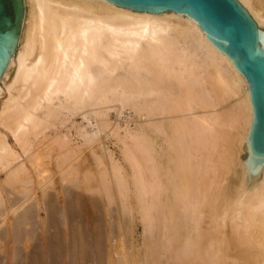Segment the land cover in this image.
Listing matches in <instances>:
<instances>
[{"label":"bare ground","instance_id":"obj_1","mask_svg":"<svg viewBox=\"0 0 264 264\" xmlns=\"http://www.w3.org/2000/svg\"><path fill=\"white\" fill-rule=\"evenodd\" d=\"M24 1L27 7L25 34L19 46V53L10 56L8 68L9 74L12 65H16L12 84H18L19 88L15 92L16 95H8L9 98L2 105L1 126L7 128L14 137L20 133L21 137L23 136L22 133L26 130L25 124L29 125L31 130L29 132L35 133L39 120L37 121L32 115V111H41L42 109H38L40 102L46 101L50 104L55 94L63 95L64 101L70 104L69 108L71 104L78 106L79 109L85 108L89 105L92 87L102 85L103 73L115 74L114 71L121 69L118 68L124 60H128L130 70L136 73L142 72L141 74L146 75L151 82L161 79L163 75L172 76L171 79H176L178 87L182 89V94L175 98L165 97L158 92L155 85L141 86L135 78V73L130 77L122 75L119 76L120 78L117 77L114 80L115 85L109 90L116 95L118 92L117 100L121 104L142 96H156L159 98L158 101L153 103L149 111L143 115L133 104L129 109L143 117H159L166 111V115L170 116L168 119L171 118L174 141L173 145L169 141H166V144L175 153L174 159L170 160L173 201L167 206V211L165 209L166 217L162 219L164 222L159 223L160 220H157V225L163 224L164 229L161 232L163 238L166 236L165 227L168 225L171 227L170 232L172 230L173 237L170 236L173 239L171 238L168 249L174 255L173 261L176 260V264H225L226 261V264H264V171L261 172L259 183L249 187L247 171L244 168L246 147L249 145L253 124V109L248 83L231 59L217 49L196 22L182 13L166 10L153 14L115 9L109 8V2L92 3V0ZM236 1L254 21L257 31L264 32V0ZM106 36L105 44L102 39ZM166 36H171L176 42H190L189 55L194 60L192 66L179 71L169 69V63L176 60L174 58L177 57L178 49L167 47L170 42ZM142 40L146 41L145 52H142L140 47ZM186 49L184 51H187ZM181 55L183 57V54ZM197 57L201 59L200 63L196 61ZM94 64L101 67L97 73L92 70ZM200 67L204 70L202 73L205 72L206 78L200 75L201 71L198 70ZM8 74L1 75L2 83ZM206 84L210 86L209 90ZM96 94L99 98L102 93L97 91ZM24 102L30 110H21V103ZM194 105L199 109V114L192 116H194L195 143L197 151L202 153L201 158L197 157L192 147L189 138L190 128L184 116L194 108ZM120 108L122 110V107ZM45 124L48 126L49 123ZM154 129L157 133L163 132L159 121L155 122ZM58 139L52 138L51 141L52 144H59L53 173L61 182L58 192L60 195L54 192L56 191L52 182L54 174L52 175V170L50 171L48 166V158L52 151L47 145L49 142L45 144L44 149H39L40 146L38 149L35 148L26 163L23 162L11 170L0 185V217L4 219L8 216L3 210V204H8L10 213L13 214L8 230L0 229V264H12L13 259L17 263L22 257L20 244L25 237L32 238L39 226H44L45 230V226L49 229L53 228L54 232L49 231L43 246L33 250L29 255L26 254L22 261L27 258L32 260L31 264H36L37 255L41 254V258L44 259L43 257L51 258L54 253L51 248L56 235H59L57 232L59 222L62 221V226L65 225L67 210L63 206L68 204V198L73 197L72 187L79 189V186L83 185L80 184L81 181L79 182V175L84 163L81 154L75 156L69 144L66 141L59 142ZM5 140L0 136V164L4 170L8 164L6 155L7 152L9 153L7 148L9 146ZM25 140L29 139L27 140L26 137ZM121 142V145L125 143ZM28 145L31 146V142ZM150 145V150L154 151L156 142L151 140ZM19 148L22 149L23 146ZM239 153H242V156H238ZM127 159L133 166L132 195L139 204L143 205L146 193L150 195L148 189L150 183L147 184L142 179V172L139 173L140 167L138 169L136 164L137 160L129 157ZM100 176L96 188L91 184L86 185L87 183L82 188L92 192L93 195L99 194V198L101 192L97 190L101 188L105 192L107 205L112 202L116 204L115 195L119 196V200L124 195L123 179L119 176V171L114 169L107 171L103 168ZM31 183L40 191L42 206L40 209L33 198L34 192L28 189ZM2 193L7 197L3 198ZM55 194L63 197L61 206L57 205L59 200ZM122 199L120 200L122 208L124 212L129 213L130 208L126 209V202H122ZM40 210L44 212L45 218L38 221L36 218ZM157 210L156 218H158ZM115 212L117 209L113 210V213ZM141 214L143 215V212ZM117 216L119 217V214ZM117 218L111 215L110 224L114 225V220ZM152 221L149 220L146 224L148 232H151L153 227ZM192 222L195 224L194 233L192 232L194 228H191ZM201 224H205L206 227L202 228ZM41 233L43 234V231ZM9 240L12 242V260L7 253ZM151 243L146 240L144 246L146 264H160L158 249L152 251L154 247H151ZM46 244L50 249L46 250ZM128 263L122 258L119 261L116 259L113 264Z\"/></svg>","mask_w":264,"mask_h":264},{"label":"rangeland","instance_id":"obj_2","mask_svg":"<svg viewBox=\"0 0 264 264\" xmlns=\"http://www.w3.org/2000/svg\"><path fill=\"white\" fill-rule=\"evenodd\" d=\"M166 38L170 42V45H168L167 47L178 49L177 57L174 58V60L175 59L176 60L175 61L172 60L171 61L172 63L171 62L169 63V69L179 71V70H183L182 68H188L192 66L194 60L189 55V50L191 48L190 42H184V41L176 42L174 39H172L171 36L170 37L166 36ZM106 40H107V36L102 39V41L105 44H106ZM144 42L146 43L145 40L144 41L142 40L140 43L142 52H145L147 50V45ZM185 49L188 51V53L187 51H184ZM181 54H183L185 60ZM188 55L190 56L189 58L187 57ZM196 61L200 63L201 59L199 60V57H197ZM128 65H129L128 60H124L122 61V65L118 68L121 69L120 70L116 69L114 71L115 74L109 75L108 73H103L104 76L103 75L101 76L102 85L99 87L96 86L92 87L88 100L90 106L89 105L86 106L85 107L86 109L85 108L79 109V107L74 106V104H71V108H69L70 104H67L64 101V97L61 94L53 95L52 102H49L50 104H47L48 102L46 101L40 102L38 109H42V110L41 111L37 110L38 112L32 111V115H34L37 121L39 120L38 121L39 126L35 131V133L29 132L31 131L30 127L28 124H25L26 130L24 129L25 130L23 132L24 134L22 133L23 136L21 137V133H20L14 137L7 128H5L3 125L1 126L0 124V136L3 137L4 140L6 139L5 142L7 146L10 147V148L7 147L9 149V153L7 152L6 155V160L8 161L6 169L5 170L2 169V165L0 164V179H1L0 185L4 182V180H6L5 177L7 178V175L11 170L16 168L17 166H20V164H22L23 162L26 163L28 156H30V153L35 151V148L38 149V147L40 146L39 149H44L46 148L45 144L49 142L47 145H49L52 148L53 152L51 151V156L48 158L49 161L48 166L50 168V171L52 170L51 171L52 175L54 174L52 176V182L54 184L53 186L55 187L56 190L54 192L55 193L57 192V195H60L58 194V192L60 191L61 182L60 180H58L59 179L58 176L55 173H53L56 167L55 165L56 162L54 161L55 158L57 157L56 152L58 150L56 151V149H59V144L57 143L52 144L51 141L52 138L54 139L59 138L58 139L59 142L66 141L69 144L68 146L73 149L75 156H79L81 154L80 156L84 157L83 170L79 175L80 178L79 182L81 181L80 184L83 183V185L81 184L79 186L80 187L79 189L72 187L73 197L68 198V204L66 203L63 206L65 210H67L64 221L65 225L62 226L63 222L62 221L59 222L60 226L57 231L59 232L58 233L59 235H56V239L54 240V244L51 248V250H53L54 253L52 254L51 258L43 257L44 259L41 258L42 257L40 256L41 254L37 255V263L35 262L36 264H113L114 262H116V259L119 261L122 258L123 259L125 258L126 261L129 262L128 264H146V256H145L146 250L144 247L146 240L150 241V243L152 242L151 247L155 248V249L153 248L152 251H156V249H158V253H159L158 260L160 264L177 263L176 260L173 261L174 255L170 253L168 249L169 248L168 244L173 239L172 230L170 232L171 227L169 225H168L169 227L166 226L167 224L165 225L166 229L164 234L166 236L165 238H163L161 233L164 229L163 224H159L161 222L162 223L164 222V220L162 219H165L166 217V211L168 209L167 206H169L172 203L171 201H173V197L171 194L172 177L170 172L171 171L170 160L174 159L175 153L173 152L171 147H168L166 144V141H169L173 145V141H174V134L172 132V127H171V123H172L171 118L168 119L170 116L166 115L165 110H164L165 112H162V114L159 117L155 116L156 119L155 117H151V116H147V117L142 116L146 111H149L153 103L155 104V102L158 101L159 98L156 96H146V97L142 96L141 98L139 97V99L129 100L121 104V102L117 100L118 92L117 95L114 92L110 93L109 88L115 85L114 80H116L117 77L120 78L119 76L121 75L130 77L131 74L135 73V78L141 86L145 87L148 85H155L158 92L167 98H175L176 96H180V94H182V89L178 87L179 85L177 84L176 79L174 78L171 79L172 76L167 77L166 75H163L161 79L151 82L146 77V75L141 74L142 72L136 73L130 70ZM99 69L101 70V67L98 66L97 64H94L92 66V70L95 73H97ZM201 69H202L201 67L198 68V70L201 71L200 75H204V78H206L205 72L202 73L204 70ZM127 70H129L130 72ZM15 72H16V65L13 64L7 78H5V81L3 83L2 81H0V90H1L0 111L3 103L7 101L10 95H16L15 92H17V89L19 88L18 84H12L14 81ZM107 76L108 77L110 76L109 77L110 79ZM184 77L186 78V74H184ZM206 87L208 90L210 89L209 88L210 86L208 84H206ZM12 89L14 92L12 91ZM97 91L98 92L100 91L102 93L99 98H97V94H96ZM54 97L55 98L58 97L57 100ZM113 102L115 103L113 104ZM24 103H21L22 104L21 110L24 111L30 110L26 102ZM131 104L137 106V108L141 110L142 115L138 113H134L131 109H129ZM50 105H52L51 106L52 108L50 107ZM94 105L95 107H93ZM45 107L47 108L46 110ZM120 107H122V110ZM59 108L60 110H58ZM90 109L92 110V112ZM50 110L52 111L49 112ZM198 110H199L198 106L194 105V108L190 112H187L188 116H186L187 113L184 116L190 128L189 138L191 140L192 147L194 151H196L197 157L201 158L202 153L197 151V145L195 143L196 134L194 133V126H193L194 116H192V115L196 116L197 114H199ZM103 112L105 113L102 114ZM45 114H47L48 116ZM101 114L105 116H102ZM155 120L161 123V126L163 128L162 133H157L155 131L154 129V124L156 122ZM45 123H49L48 126ZM29 133H31L32 135L31 134L29 135ZM112 133H114L115 135H112ZM26 137L27 140L28 139L30 140V141L28 140L29 142L25 140ZM120 140L125 143L121 145L122 142ZM151 140L152 141L154 140L157 144L154 147V151L150 150ZM27 142L28 144H30L31 142V146L26 144ZM21 145L23 146L22 149H20L21 147L19 148V146ZM100 146L104 148H101ZM100 149L102 150V152ZM26 155L27 157H25ZM238 156H242V153L241 154L239 153ZM127 157L135 161L137 160L136 164L138 169L140 167L141 171L139 170V173L141 174L142 172L141 174L142 179L147 184L150 183L148 185L150 186L148 187L150 195L148 192L146 193V195L144 196L145 203H143V205L139 204L132 195V191L134 190V185L131 182L134 181V178L131 177L133 175L132 174L133 166L131 162L127 159ZM103 168L107 169V171H110L112 169L119 171V176H121V178L123 179L122 193L124 195L121 198H123L122 202L123 201L126 202V209L129 210L130 208L129 213L124 212L120 201L121 198L119 200L118 195H115L116 204L112 202L111 204L107 205V200L103 189L100 188L99 190H97L101 192V198H99L100 197L99 194L93 195L92 192L90 191L88 192V190L82 188L84 187L85 183H87L86 185L88 184L94 185L93 187L96 188L97 187L96 183L98 179H100L101 177L100 172ZM159 173H161V175ZM20 175L22 176L23 174ZM84 180L87 181L84 182ZM158 185L159 186L161 185V187L158 188L157 187ZM28 189L34 192L33 198L37 202V205H39L38 209H40L42 207L40 203L41 202L40 191L37 190L36 185L33 183L28 185ZM159 193L160 195L158 196ZM2 197L6 198L7 196L3 195L2 193ZM57 198L59 200V203L57 205L60 204L62 205L63 197L57 196ZM156 205H158V207ZM110 208L112 209L110 210ZM116 209L117 212L113 213V210L116 211ZM3 210L7 213L8 216H6L4 219L0 217V222L2 221L0 223V229L6 228L8 230V228L12 223L13 214L10 213L8 204H3ZM156 210L158 213V218H156L157 217V214L155 213ZM141 212H143V215L141 214ZM110 213H112L111 214L112 216H116V218L118 217L117 214H119L120 218L118 217L117 219L114 220L115 221L114 225L112 223L110 224L109 222L111 216ZM37 218L36 220L38 221L43 220L45 218L44 212L40 210L38 212ZM128 219H130V221ZM149 220H153L152 221L153 223L152 222L151 223L153 224L154 228L151 227V232L146 231L147 228L146 224ZM157 220H160L158 223L159 225H157ZM203 226L206 227L205 224H201L202 228ZM45 227L46 230L44 229V226H39L38 230L36 231V234H34L32 238H28V237L24 238L23 242L20 244L21 246H19L20 250H22L20 252V256L22 257L17 261V263L31 264L32 260L25 258L22 261V258L26 254L29 255V253L32 252L33 250H38L40 247H42L43 244L45 243L44 241L47 240L46 238L48 237V232L49 231L54 232L53 228L49 229V227L47 226ZM191 228H194L192 231L194 233L195 224H193V222L191 223ZM42 231L43 234L41 233ZM170 235H172V237ZM168 238L170 240H168ZM9 243L7 244L8 247L7 253L11 255L8 256L11 259L13 257L11 253V247H12L11 240H9ZM45 246H46V250L50 249V246L47 247V244ZM166 247H167V251H166ZM12 261H13V263L11 262L12 264H17L14 259Z\"/></svg>","mask_w":264,"mask_h":264},{"label":"water","instance_id":"obj_3","mask_svg":"<svg viewBox=\"0 0 264 264\" xmlns=\"http://www.w3.org/2000/svg\"><path fill=\"white\" fill-rule=\"evenodd\" d=\"M109 2V8L159 13H182L207 34L208 39L231 59L249 86L253 124L246 147L248 186L260 181L264 171V32L236 0H92ZM27 7L24 0H0V79L8 74L10 56L19 53L25 34Z\"/></svg>","mask_w":264,"mask_h":264}]
</instances>
